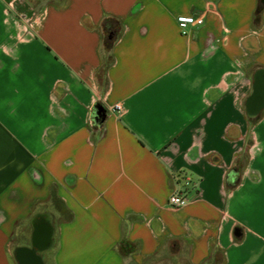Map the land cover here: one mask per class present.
<instances>
[{
	"label": "crops",
	"instance_id": "0c3cea01",
	"mask_svg": "<svg viewBox=\"0 0 264 264\" xmlns=\"http://www.w3.org/2000/svg\"><path fill=\"white\" fill-rule=\"evenodd\" d=\"M159 256L264 264V0H0V264Z\"/></svg>",
	"mask_w": 264,
	"mask_h": 264
},
{
	"label": "trees",
	"instance_id": "16d2710c",
	"mask_svg": "<svg viewBox=\"0 0 264 264\" xmlns=\"http://www.w3.org/2000/svg\"><path fill=\"white\" fill-rule=\"evenodd\" d=\"M262 8V4L258 3L254 21L256 23L260 20V11ZM120 20L116 16L113 15H105L102 18L101 26H102V50L104 51V55L106 56L109 50L111 49L114 41L118 36ZM98 105L94 107V111ZM95 117V116H94Z\"/></svg>",
	"mask_w": 264,
	"mask_h": 264
},
{
	"label": "built area",
	"instance_id": "2783aa9c",
	"mask_svg": "<svg viewBox=\"0 0 264 264\" xmlns=\"http://www.w3.org/2000/svg\"><path fill=\"white\" fill-rule=\"evenodd\" d=\"M176 21H177L178 27L183 33L187 32V29L191 24H194V23L202 24L203 23V19L201 17H195L189 14L177 15ZM113 107L114 109H117V110L121 109L120 104H115ZM187 202H188V198L179 192H174L168 197V205H170L173 208L181 207L185 205Z\"/></svg>",
	"mask_w": 264,
	"mask_h": 264
},
{
	"label": "rangeland",
	"instance_id": "374dc122",
	"mask_svg": "<svg viewBox=\"0 0 264 264\" xmlns=\"http://www.w3.org/2000/svg\"><path fill=\"white\" fill-rule=\"evenodd\" d=\"M40 0H34V4H36L37 2H39ZM50 2H60L61 0H49ZM105 63L107 62V57L105 56ZM62 215L66 216L65 212H63L62 210ZM156 262H154V264H168L170 262L169 258L168 257H157Z\"/></svg>",
	"mask_w": 264,
	"mask_h": 264
},
{
	"label": "water",
	"instance_id": "95a60500",
	"mask_svg": "<svg viewBox=\"0 0 264 264\" xmlns=\"http://www.w3.org/2000/svg\"><path fill=\"white\" fill-rule=\"evenodd\" d=\"M94 114H95V116L96 117H94V119L96 118H100V117H102L103 115H104V113H103V108L101 107V106H98L96 109H95V111H94Z\"/></svg>",
	"mask_w": 264,
	"mask_h": 264
}]
</instances>
